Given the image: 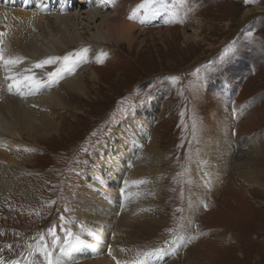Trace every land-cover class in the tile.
<instances>
[{
	"label": "rangeland",
	"instance_id": "obj_1",
	"mask_svg": "<svg viewBox=\"0 0 264 264\" xmlns=\"http://www.w3.org/2000/svg\"><path fill=\"white\" fill-rule=\"evenodd\" d=\"M73 4L78 8L85 3L73 0ZM150 6L155 7V18L136 15L137 41L132 45L94 40L102 43L96 54L105 55L102 63L93 62L99 80H87L88 98L68 96L75 111H57L59 130L35 138L38 144L24 138L34 144L20 154L19 162L27 171L16 190L0 202L1 256L47 264L42 254L47 247L55 259L67 229L77 228L74 218H79L78 228L92 220L81 217L86 206L76 209L78 192L87 187L81 176L84 167L100 148L104 154L107 147L113 149L117 156L113 159L119 158L115 146L119 131L128 127L126 131L133 134L131 123L141 127L147 121V130L137 137L143 138L139 149L146 150L156 137L159 147L170 152V160L162 166L166 170L160 178L162 189L155 196L159 201L155 212L162 219L137 237L125 224L130 243L124 246L136 252H167L170 264H187L186 253L204 264H264V0H156ZM108 10L112 5L103 8V14ZM89 21H71L79 33L77 40L96 32L90 30L95 25ZM39 37L40 44L50 45L48 49L54 48L52 37L65 48L62 33ZM75 49L72 54L79 53ZM87 63L81 60L69 73ZM35 65L33 70L42 74L39 79L43 72H52L46 65L40 69ZM149 100L154 101L151 108ZM218 136L226 142L225 149L231 146L229 166L220 183L206 187L202 195L192 168L206 161L201 156L204 142L212 137L219 146ZM246 151L254 153L251 177L259 181L255 187L231 169L238 153ZM108 164L102 161V178L108 175ZM103 225H89L90 236L83 234L81 240L102 233ZM108 226L105 223L104 228ZM118 230L113 226L103 237L94 236L96 243H102L101 252L106 249L103 243L120 235ZM76 260L83 264L95 258L79 254Z\"/></svg>",
	"mask_w": 264,
	"mask_h": 264
},
{
	"label": "bare ground",
	"instance_id": "obj_2",
	"mask_svg": "<svg viewBox=\"0 0 264 264\" xmlns=\"http://www.w3.org/2000/svg\"><path fill=\"white\" fill-rule=\"evenodd\" d=\"M178 1L181 2L182 0ZM84 3L75 8L73 0H9L7 3L6 0H0V32L5 33L3 37H0V40L3 41L0 46L4 49L6 59L10 57L23 58L22 62L17 65L6 66L0 62V202L16 190L21 184L20 181L24 172L27 171L19 162L20 156H22L20 155L21 152L30 148L34 145L33 143H37L35 138L57 132L60 127V122L55 121L59 114L57 111L65 108L75 111L68 96L76 94L88 98L87 80H94L95 82L99 80L96 69L93 68V62L96 64L102 63L105 55L103 53L96 54L95 51L102 43L94 40L117 46L122 42L132 45L137 41L138 26L137 22L134 21L137 18L129 19V15L136 11L137 15L141 13L143 15L151 14L155 18L154 6L149 5L148 8L143 10L145 12H140L141 8L139 6L144 3L143 0H84ZM111 5L112 10L110 12L108 10L107 13L103 14V8ZM79 18L87 21L92 20L89 22L94 23L95 26H91L93 28L90 29L88 26L91 31L96 29L91 37L83 36L84 38L80 40L75 38L79 33H77L75 25L72 27L71 21H77ZM98 20L100 21L97 22ZM63 24L64 27H62ZM70 28H72L71 31L73 30V35L69 37L66 33ZM41 33L47 36L62 33L65 48L59 46L60 43L58 44L54 38L55 36L51 38L53 49H48L50 45L48 48L47 45L43 46L45 42L42 41L43 44L39 42ZM60 39L62 41V38ZM71 44H75V46L70 47ZM72 48H76L75 51L79 50V53L84 57L83 59L88 61L85 67L81 66L82 69L77 73L64 72L57 83L48 85V73L50 72H43L40 80L47 86L38 90L27 86L23 88L22 86L18 91L16 89L9 91V88L5 87V85L8 86L11 83L7 79L9 75L32 74L39 78L42 75L41 72L39 70L35 72L32 65L40 62L41 59L43 61L44 58H59L55 63L46 65L51 68L52 72L64 67L65 61L60 56L65 54L64 57H66L72 54ZM84 49H87V51L82 52ZM51 50L53 53H51ZM77 64L79 63H76L75 67ZM88 68L92 69L89 71ZM26 70L31 71L26 72ZM85 73H88L87 78ZM4 80H8V82H4ZM32 94L38 96L31 97ZM153 103V100H149L147 103L148 108H151ZM52 110L55 112H52ZM148 125L149 123L146 121L140 127V123L135 121L129 126L134 127L135 133L130 134L127 132L128 127H125L124 132L119 131L118 134H121V138L115 144L119 158L113 159L117 157L111 151L113 149L107 147L104 149L106 151L104 154L100 152L103 148H100L99 152L91 157L89 164L84 167L81 176H83L88 188L84 187L81 192H78L76 209L86 206L88 210L84 215L81 213V217L84 220L89 218H92V220L89 219V222H83L78 228L79 218H74L77 228L67 229L65 242L57 251L58 255L55 259H52L53 264L62 258L65 260L61 264H76V256L79 254H86L89 257L93 255L95 258L94 262L89 261L83 264H115V262H117L116 264L118 262L119 264H170L167 252L158 254V252L155 253L154 249L136 252V249L135 251L134 249L129 250L130 246H124L123 244L130 243L128 237L125 236V230L122 228L125 224L133 227L129 234L137 237L141 232L148 233L155 220L161 218V213L155 212L154 205L159 202L155 200V196L162 189L160 178L164 177L166 173L162 166L170 160V152L161 149L157 144L156 137L153 136L146 150L139 149V146L143 143V138L137 139V137L140 132L147 130ZM25 137L30 138L33 143L27 142L24 139ZM218 138L220 147L216 145L217 143L212 137L204 142L201 147V156L202 158L205 157L206 161L203 165L198 164V162L192 168V173L201 181L202 187L200 186L199 192L202 195H204L203 190L206 187L220 183L223 178L221 176L229 166L227 160L229 159L228 154L231 152V146L229 147L227 143L228 147L225 149L224 143L226 142L222 141L219 136ZM253 154L252 151L238 153V158L232 164L231 169L237 172L240 177H243L248 185L255 187L256 184H259V181L251 177L253 172L251 167L254 165L251 156ZM104 160L109 161L110 165H107L108 175L102 178L100 167ZM25 166L28 167V165ZM105 178L111 180L107 181ZM28 188H31V192L33 191L32 187ZM83 193L85 196H82ZM139 210L140 213H143L142 217L138 215L140 214L138 213ZM111 215H114L113 218L117 221ZM100 222L104 225L108 223L110 228L116 226L120 234L118 237L116 236L117 238H110V242L108 240V242L103 243L106 247L104 252H101L102 247H100V244L102 245V243H96L94 236L99 239L110 228H104L103 225V231H100L102 233L95 232L86 241L81 240L83 234L90 236L91 225ZM121 240L123 241L121 242ZM68 260H74V263ZM185 260L187 264H204L190 259L187 253L185 254ZM0 264L27 263L0 255Z\"/></svg>",
	"mask_w": 264,
	"mask_h": 264
},
{
	"label": "snow or ice",
	"instance_id": "obj_3",
	"mask_svg": "<svg viewBox=\"0 0 264 264\" xmlns=\"http://www.w3.org/2000/svg\"><path fill=\"white\" fill-rule=\"evenodd\" d=\"M156 0H144V3H142L139 8L141 9H146L148 8L149 5L154 4ZM182 2H185V0H182ZM137 15L136 11H133L129 15V19L135 18ZM175 15V14H174ZM143 22V21H142ZM5 33L0 32V37H3ZM3 44V41L0 40V45ZM87 49L82 50V52H86ZM59 58H49L46 59L42 62H39L35 65V67L40 68L44 67L47 64H53L55 61ZM65 61V66L54 71L48 73L49 80L47 82L48 85H52L58 82L59 79L62 78L64 72H70L73 67H75L76 63H79L81 60H83V56L81 53H73L69 54L68 56L63 58ZM23 60L22 57H16V58H5L4 56V49L2 46H0V62H2L4 65H15L18 63H21ZM31 70H26V72H30ZM8 80L11 81V83L8 85L9 91H12L13 89H16L17 91L22 87V86H27L30 87L34 90H38L41 87L47 86L43 81H41L39 78L35 77V75H29V74H16V75H9L7 77ZM136 183H141V182H136ZM52 231L53 235V240L55 242L56 236L54 230ZM31 247V246H30ZM42 254L44 255L47 264H53L52 260V251L48 249L47 247L42 249ZM29 264H33V262L29 261ZM119 264V262H118Z\"/></svg>",
	"mask_w": 264,
	"mask_h": 264
}]
</instances>
